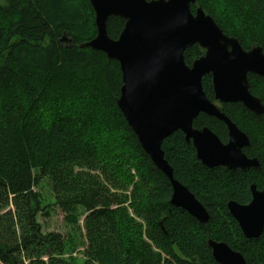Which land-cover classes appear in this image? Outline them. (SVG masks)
Listing matches in <instances>:
<instances>
[{
    "label": "trees",
    "instance_id": "obj_1",
    "mask_svg": "<svg viewBox=\"0 0 264 264\" xmlns=\"http://www.w3.org/2000/svg\"><path fill=\"white\" fill-rule=\"evenodd\" d=\"M62 1L69 6L73 0ZM80 1L85 13L78 16L55 5L49 12L57 0L0 4V263L67 264L60 234H42L36 220L42 200L34 187L47 178L68 221L79 208L87 212L83 264H219L207 239L225 242L247 264H264V228L258 238H245L226 206L229 200L248 203L250 184L264 187V112L223 105L248 136L243 152L258 159L257 170L206 167L180 130L162 140L173 178L208 212L200 223L170 203L168 178L120 112L119 63L80 46L96 35L93 8L89 0ZM198 5L243 49L259 45L264 52V0H197L191 11ZM123 26V19L109 17L108 36L116 39ZM63 35L72 38V46L60 42ZM203 52L193 44L183 53L185 63ZM247 77L249 91L264 106V78ZM202 87L213 100L209 76ZM192 125L227 139L224 124L212 116L200 114ZM131 170L139 182L130 197L115 193L120 182H133ZM129 198L134 216L120 207Z\"/></svg>",
    "mask_w": 264,
    "mask_h": 264
},
{
    "label": "water",
    "instance_id": "obj_2",
    "mask_svg": "<svg viewBox=\"0 0 264 264\" xmlns=\"http://www.w3.org/2000/svg\"><path fill=\"white\" fill-rule=\"evenodd\" d=\"M197 0H89L94 11L96 35L81 47L103 52L119 63L122 85L117 106L152 163L168 178L170 203L185 210L200 223L208 212L195 196L172 176L161 143L180 130L191 140L197 159L206 167L259 169L255 157H247L248 136L207 98L202 79L210 76L214 101L241 103L254 114L264 112L261 100L249 91L247 75L264 78V52L259 45L243 49L236 38L227 36L198 5ZM109 17L124 20L116 39L107 34ZM61 43L73 45L63 35ZM197 44L204 50L191 65L184 51ZM200 113L213 116L226 125V143L204 126L192 127ZM246 204L227 202V210L247 239L258 238L264 228V187L249 186ZM211 255L219 264H247L243 255L225 242L207 239Z\"/></svg>",
    "mask_w": 264,
    "mask_h": 264
},
{
    "label": "rangeland",
    "instance_id": "obj_3",
    "mask_svg": "<svg viewBox=\"0 0 264 264\" xmlns=\"http://www.w3.org/2000/svg\"><path fill=\"white\" fill-rule=\"evenodd\" d=\"M0 4H3L2 0H0ZM63 4L62 0H57V4L53 2L48 11L51 12L55 9V5L65 8L66 13L68 14L71 12L72 14L78 16L85 13L83 3L80 0H73L72 2H69V6ZM131 173L135 176L133 182L128 185L120 182V188L113 190L115 193H118L119 195L126 194L130 197L132 190H134V185L139 182L135 171L131 170ZM120 181H122V179H120ZM34 191L39 194L42 200V210L36 215V220L40 226V232L42 234H60L62 243L65 246L62 258L67 262V264H83L86 260L84 251L87 246V240L85 238L86 231L84 218L87 215V212H83L82 209L79 208L78 213L75 215V220L72 222L68 221V216L54 200L51 185L47 178H41L38 184L35 185ZM132 203V199L129 198L127 201L122 203L120 207L126 208L128 213L134 216L132 208L130 207V204Z\"/></svg>",
    "mask_w": 264,
    "mask_h": 264
},
{
    "label": "flooded vegetation",
    "instance_id": "obj_4",
    "mask_svg": "<svg viewBox=\"0 0 264 264\" xmlns=\"http://www.w3.org/2000/svg\"><path fill=\"white\" fill-rule=\"evenodd\" d=\"M204 51V50H203ZM204 53V52H203ZM203 55V54H202ZM201 55V56H202ZM210 77V76H209ZM210 79H211V77H210ZM211 85H212V81H211ZM213 91V90H212ZM206 95V94H205ZM208 98V97H207ZM209 99V98H208ZM210 100V99H209ZM211 101H213L218 107H219V109L221 110V111H223V105L224 104H227V103H220V102H217V101H214V95H213V100H211ZM241 104V103H240ZM224 112V111H223ZM225 113V112H224ZM200 114H204V113H200ZM199 114V115H200ZM198 115V116H199ZM204 115H206V114H204ZM226 115V114H225ZM197 116V117H198ZM208 116V115H207ZM227 116V115H226ZM213 117V116H212ZM215 118V117H214ZM229 118V117H228ZM196 119V118H195ZM217 119V118H216ZM230 119V118H229ZM217 120H219V119H217ZM231 120V119H230ZM219 121H221V120H219ZM223 124H224V126H225V129H226V132H227V128H226V125H225V123L223 122V121H221ZM193 123V122H192ZM192 127L193 128H195V129H201V128H198V127H194L193 125H192ZM204 127V126H203ZM207 127V126H206ZM210 129V128H209ZM211 130V129H210ZM211 131H213V130H211ZM213 133L215 134V132L213 131ZM184 135V134H183ZM216 136H217V134H215ZM218 137V136H217ZM185 138V137H184ZM219 138V137H218ZM220 139V138H219ZM227 140H228V132H227V139H226V141L224 142V141H222V140H220V141H222L223 143H226L227 142ZM189 141H191V140H189ZM191 143H192V141H191ZM217 167V166H216ZM223 167V166H222ZM225 168V167H224ZM179 182V181H178ZM171 185V184H170ZM185 186V185H184ZM186 187V186H185ZM187 188V187H186ZM188 189V188H187ZM171 190H172V188H171ZM189 190V189H188ZM192 193V192H191ZM193 194V193H192Z\"/></svg>",
    "mask_w": 264,
    "mask_h": 264
}]
</instances>
